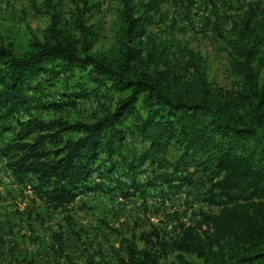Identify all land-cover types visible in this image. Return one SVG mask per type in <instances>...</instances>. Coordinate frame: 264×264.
I'll use <instances>...</instances> for the list:
<instances>
[{
  "label": "trees",
  "instance_id": "trees-1",
  "mask_svg": "<svg viewBox=\"0 0 264 264\" xmlns=\"http://www.w3.org/2000/svg\"><path fill=\"white\" fill-rule=\"evenodd\" d=\"M114 1V38L102 52H92L99 28L86 23L77 4L71 28L50 1L42 39L33 36L20 52L0 43V118L26 107L39 85L32 88L33 80L47 72L79 68L94 85L108 83L106 89L118 93L115 105L92 121H18L17 140L0 147V154L15 155L11 171L34 176V190L49 208L65 207L78 194L98 189L90 185L100 168L96 161L101 152L112 155L117 145L120 150L124 120L135 113L140 141L156 155L178 143L179 159L190 158L210 182L203 200L217 210L201 211L194 224L180 223L168 240L152 232L156 240L149 247L130 243L113 264H264V19L252 10L233 29V86L224 89L208 78L192 50L154 36L144 44L164 0ZM177 52L185 53L184 65L167 60Z\"/></svg>",
  "mask_w": 264,
  "mask_h": 264
},
{
  "label": "rangeland",
  "instance_id": "rangeland-1",
  "mask_svg": "<svg viewBox=\"0 0 264 264\" xmlns=\"http://www.w3.org/2000/svg\"><path fill=\"white\" fill-rule=\"evenodd\" d=\"M46 1L57 5L67 27H73L77 4L86 23L99 28L93 53L112 44L117 18L114 0H0V43L20 52L33 36L42 39L49 24ZM252 10L264 19V0H164L147 28L144 44L152 36L179 43L200 55L211 81L230 89L231 35ZM173 54L167 59L171 64L174 58L186 63L185 53ZM36 84L26 107L0 118V147L17 140L20 120L88 122L113 107L118 98L117 92L106 89L108 83L94 85L79 68L57 75L47 72L33 80L32 88ZM75 93L80 96L71 103ZM55 101L60 107L49 105ZM142 111V107L137 110ZM137 121L135 113L128 115L120 150L117 145L112 155H99L100 168L90 179L98 189L80 193L73 203L58 209L38 197L34 176L21 178L11 171L8 163L15 158L13 153L0 154V264H113L126 256L130 243L138 249L149 247V241L156 240L152 232L168 240L177 234L180 223L194 224L201 211L217 210L203 200L210 182L190 158L179 159L180 145L172 141L164 154H154L140 141Z\"/></svg>",
  "mask_w": 264,
  "mask_h": 264
}]
</instances>
